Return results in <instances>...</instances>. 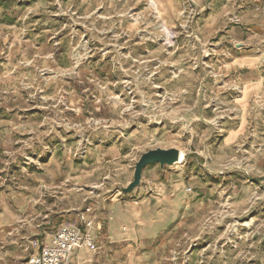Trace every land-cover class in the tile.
<instances>
[{"label": "rangeland", "instance_id": "obj_1", "mask_svg": "<svg viewBox=\"0 0 264 264\" xmlns=\"http://www.w3.org/2000/svg\"><path fill=\"white\" fill-rule=\"evenodd\" d=\"M263 155L264 0H0V264L135 190L183 205L124 264H264Z\"/></svg>", "mask_w": 264, "mask_h": 264}, {"label": "crops", "instance_id": "obj_2", "mask_svg": "<svg viewBox=\"0 0 264 264\" xmlns=\"http://www.w3.org/2000/svg\"><path fill=\"white\" fill-rule=\"evenodd\" d=\"M239 59L242 65L250 62L248 57L241 56ZM248 90L247 87L243 89L242 98L249 95ZM234 134L236 133L231 137ZM261 160H264V155ZM135 191L126 197L102 195L95 200L92 214L94 226L89 233L95 238L100 237V248L96 251L88 247L75 249L72 264H124L127 256L124 250H118L123 241L135 242L137 239L147 240L155 236L167 224L170 216L183 205L181 197L169 198L163 191L139 197L134 196ZM4 218L0 216V223ZM51 237V232H43L40 243H48ZM39 247L35 249V253L39 251Z\"/></svg>", "mask_w": 264, "mask_h": 264}, {"label": "built area", "instance_id": "obj_3", "mask_svg": "<svg viewBox=\"0 0 264 264\" xmlns=\"http://www.w3.org/2000/svg\"><path fill=\"white\" fill-rule=\"evenodd\" d=\"M94 208L85 207L79 214L83 226L60 224L48 244L27 259V264H72V255L75 249L93 246L88 235L93 225Z\"/></svg>", "mask_w": 264, "mask_h": 264}, {"label": "water", "instance_id": "obj_4", "mask_svg": "<svg viewBox=\"0 0 264 264\" xmlns=\"http://www.w3.org/2000/svg\"><path fill=\"white\" fill-rule=\"evenodd\" d=\"M180 159V150L171 148H154L144 151L134 163L132 180L126 186L119 185L120 191L129 193L136 188L142 179V171L145 166L158 163L160 166L173 165Z\"/></svg>", "mask_w": 264, "mask_h": 264}, {"label": "bare ground", "instance_id": "obj_5", "mask_svg": "<svg viewBox=\"0 0 264 264\" xmlns=\"http://www.w3.org/2000/svg\"><path fill=\"white\" fill-rule=\"evenodd\" d=\"M180 160H182V153L180 154Z\"/></svg>", "mask_w": 264, "mask_h": 264}]
</instances>
